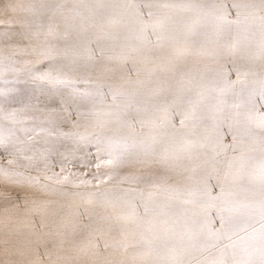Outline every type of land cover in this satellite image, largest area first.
Returning a JSON list of instances; mask_svg holds the SVG:
<instances>
[{
	"label": "snow or ice",
	"instance_id": "snow-or-ice-1",
	"mask_svg": "<svg viewBox=\"0 0 264 264\" xmlns=\"http://www.w3.org/2000/svg\"><path fill=\"white\" fill-rule=\"evenodd\" d=\"M0 264H264V0H0Z\"/></svg>",
	"mask_w": 264,
	"mask_h": 264
}]
</instances>
